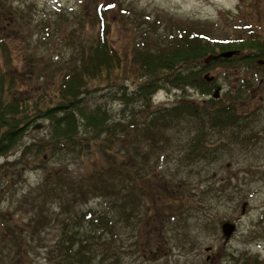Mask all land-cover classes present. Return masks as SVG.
Instances as JSON below:
<instances>
[{"label":"trees","instance_id":"obj_1","mask_svg":"<svg viewBox=\"0 0 264 264\" xmlns=\"http://www.w3.org/2000/svg\"><path fill=\"white\" fill-rule=\"evenodd\" d=\"M90 4L96 27L94 38L70 44L73 52L65 67L43 77L53 79L44 85H35L38 78L43 79L38 76L33 59L26 57L24 64H20L10 50L14 20H5L0 11V158L4 159L0 162V180L8 183L28 164L44 170L37 192L43 198L61 200L59 208L66 214L59 220L58 238L48 251L49 264H108L106 259H101L102 251L110 252L109 264H119V251L111 242L101 244L98 240L104 234L116 240L118 227L127 230L132 226L140 202L131 187L135 179L141 180L154 194L152 185L157 187L158 183L155 177L136 170L135 161L142 155L138 146L163 140L162 148L150 147L153 154L159 157L168 149L181 154L185 151L181 162L185 167L208 157L211 151L206 142L213 128H237L240 133L246 129L243 121L249 117L238 107L248 88L254 85V77L243 76L234 88L228 87L225 99L220 95L215 100L213 90L223 89L214 80L206 82L204 73L243 70L245 74H253L259 68L257 61L264 60V20L255 4L248 6L244 13L255 20L249 19L236 29L231 28L224 37L205 34L197 25L183 29L178 36L171 35L172 38L168 32L158 34L155 29L151 33L139 29L128 48L117 46L112 37L114 26L120 32L125 30L126 10L122 4L117 0H90ZM129 20L131 26L137 27ZM224 52L236 54L230 59L216 58ZM19 81L25 84L19 85ZM127 81L130 85H124ZM163 85L181 92L168 107L153 105L151 99ZM104 88L113 90L120 102L117 113L101 105L88 111L81 107L83 97ZM188 88L196 92L198 100L187 99ZM41 120L47 123L44 128L43 124L39 125L40 129H46L48 137L20 145L27 129L35 131ZM183 132L187 135L183 140L168 137ZM118 143L123 151H114ZM15 149L20 150L17 158L12 161L4 158ZM93 149L100 150L111 164L88 177L70 178L66 171H49L55 167H48L50 158L54 162L63 161V154L83 158ZM45 151H48L47 157ZM55 156H59L57 160ZM117 177L121 181L115 187ZM97 196L107 200L104 212L76 210V205L86 204L89 198ZM34 214L39 216H32L26 225L32 236L38 233V225L46 216L41 211ZM157 216L154 211L152 220ZM21 236V227L14 217L0 210V244L8 250V264H34L28 259L27 245Z\"/></svg>","mask_w":264,"mask_h":264},{"label":"rangeland","instance_id":"obj_2","mask_svg":"<svg viewBox=\"0 0 264 264\" xmlns=\"http://www.w3.org/2000/svg\"><path fill=\"white\" fill-rule=\"evenodd\" d=\"M117 1L126 10L124 28L127 33L125 30L120 32L118 26H114L112 37L117 46L124 48L130 47L139 29L150 33L155 29L158 34L168 32V37L172 38L171 35L178 36L183 29L197 25L205 34L224 37L226 31L254 19L244 16L247 7L254 4L260 9L261 19L264 20V0ZM0 7L5 20H14V39L10 41V50L20 64H24L26 57L32 58L38 76L43 79L40 81L38 78L35 85L50 83L53 80L51 77H43L65 67L73 52L70 44L92 40L96 34L90 0H0ZM129 19L137 27L131 26ZM7 31H10L8 27ZM207 72L215 77L223 89L220 95L224 99L228 86L234 88L243 76L253 75L254 85L261 82L259 88H253L251 99L242 97L244 102L238 107L249 117L243 121L246 129L241 133L232 128L214 131L206 142L211 151L209 156L189 167L181 163L185 151L181 154L168 149L159 157L157 153L153 154L150 147L162 148L163 140H158L154 145L138 146L142 155L138 154L140 158L135 155L138 158L135 161L136 170L155 177L158 183L157 187L152 185V188L155 187L154 194L141 180L135 179L131 187L140 202L136 206L132 226L127 230L118 227L116 240L107 234L98 240L101 244L111 242L110 245L119 251V264H264V66L254 70L253 74H245L243 70L240 73L227 70L225 74L213 70ZM24 84L19 81V85ZM124 85H130V81ZM169 87H161L156 93V101L169 97L172 91ZM113 92L104 88L89 94L83 97L81 107L88 111L101 104L117 113L121 105L112 97ZM190 96L196 99L195 93ZM42 121L37 123L43 124L44 128L47 123ZM42 128L35 131L27 129L20 138V145L48 137L46 129ZM168 137L183 140L187 135L185 132L172 133ZM221 141L223 147L220 146ZM120 145L114 146V151H123ZM18 149L4 158L8 161L17 158ZM47 153L45 151V156ZM166 155L170 156L166 158ZM58 157L55 156V160ZM62 158L65 159L56 162L50 158L48 167H55L49 171H66L70 178L88 177L111 164L97 149L83 158L65 154ZM3 160L0 158V162ZM43 175V169L28 164L22 173L15 174L16 177L8 183L0 180L3 196L0 210L10 214L20 225V239L26 243L28 259L34 264H49L46 261L48 251L58 238L59 220L66 216L59 208L61 200L43 198L37 192ZM120 181L117 177L114 186H119ZM102 197L89 198L86 204L76 205L75 208L78 212H104L108 204ZM241 206L245 208L244 213ZM39 211L46 216L38 225V233L32 236L26 225L32 216H39L34 214ZM154 211L160 216L152 221ZM225 223L235 225V231L228 240L221 233V226ZM3 247L1 243L0 264H8V250ZM102 253L101 259L111 263L107 260L110 252Z\"/></svg>","mask_w":264,"mask_h":264},{"label":"water","instance_id":"obj_3","mask_svg":"<svg viewBox=\"0 0 264 264\" xmlns=\"http://www.w3.org/2000/svg\"><path fill=\"white\" fill-rule=\"evenodd\" d=\"M234 53L233 52H224V53H221L219 55V57H222V58H229L233 55ZM259 64L263 65L264 62H259ZM242 210H244V207L242 208ZM221 230H222V234L223 236L228 239L231 234L234 232L235 230V226L233 224H230V223H225L224 225H222L221 227Z\"/></svg>","mask_w":264,"mask_h":264}]
</instances>
